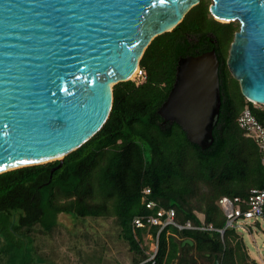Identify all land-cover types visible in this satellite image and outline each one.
<instances>
[{"label":"trees","instance_id":"trees-1","mask_svg":"<svg viewBox=\"0 0 264 264\" xmlns=\"http://www.w3.org/2000/svg\"><path fill=\"white\" fill-rule=\"evenodd\" d=\"M210 4L201 0L173 31L151 42L140 60L144 81L114 86L109 119L64 158L61 168L52 174L60 163L55 160L0 174V220L12 224L7 234L50 233L61 214L78 220L112 219L129 245L132 264H153L147 261L152 252L147 253L142 240L148 233L157 237L160 227L133 225L136 217L153 213L147 201L173 209L179 224L222 229L226 217L220 199L247 200L252 189H264L263 153L238 125L246 108L264 125V106L245 98L227 64L240 24L216 20ZM213 49L220 62L221 107L213 143L203 149L158 110L175 84L180 59ZM146 189L151 193L144 201ZM186 240L193 243L184 244ZM216 256L219 264H261L251 257L236 228L222 235L174 226L160 232L154 264H215Z\"/></svg>","mask_w":264,"mask_h":264},{"label":"water","instance_id":"water-1","mask_svg":"<svg viewBox=\"0 0 264 264\" xmlns=\"http://www.w3.org/2000/svg\"><path fill=\"white\" fill-rule=\"evenodd\" d=\"M200 2L0 0V174L55 160L52 174L61 168L109 119L114 86ZM209 10L240 24L227 64L245 98L264 106V0H211ZM219 65L214 49L181 58L158 110L203 149L220 113Z\"/></svg>","mask_w":264,"mask_h":264},{"label":"rangeland","instance_id":"rangeland-1","mask_svg":"<svg viewBox=\"0 0 264 264\" xmlns=\"http://www.w3.org/2000/svg\"><path fill=\"white\" fill-rule=\"evenodd\" d=\"M211 1V0H210ZM140 83L144 78H132ZM239 222V231L253 259L264 264V217ZM0 220V264H132V253L119 237L120 229L112 219L78 220L74 215H59V224L50 233L33 236L7 230L12 227ZM147 253L153 239L144 236Z\"/></svg>","mask_w":264,"mask_h":264},{"label":"built area","instance_id":"built-area-1","mask_svg":"<svg viewBox=\"0 0 264 264\" xmlns=\"http://www.w3.org/2000/svg\"><path fill=\"white\" fill-rule=\"evenodd\" d=\"M137 78H145L144 70L139 66L136 72ZM258 105L256 103H253ZM238 125L243 129L247 137L253 139L258 145L259 149L263 153V164H264V125L258 121V119L252 113L250 108L244 109L238 118ZM143 200L151 193L150 189H146L144 192ZM224 215L226 217L225 227L222 229L214 228L213 226L199 225L195 226L191 222L185 224H179L176 222V213L173 209H165L158 207L155 201H147L146 206L149 210L153 211L151 214L138 216L133 220L134 228H145L151 226H159L160 230L157 237H152L151 234H147V238L153 239V247L151 248L152 254L147 261L155 263V257L158 252L159 247V234L160 232L168 226H174L179 230L192 229V230H216L222 235L227 228H240V220H256L259 217H264V189H252L247 200H243L239 197L229 198L223 197L219 201ZM246 205L244 208L242 205ZM144 240V238H143Z\"/></svg>","mask_w":264,"mask_h":264},{"label":"bare ground","instance_id":"bare-ground-1","mask_svg":"<svg viewBox=\"0 0 264 264\" xmlns=\"http://www.w3.org/2000/svg\"><path fill=\"white\" fill-rule=\"evenodd\" d=\"M136 72L131 75L130 80H132V78H134L136 76Z\"/></svg>","mask_w":264,"mask_h":264}]
</instances>
